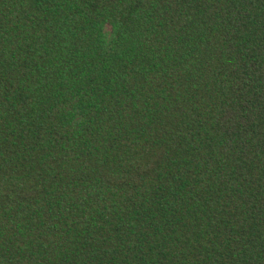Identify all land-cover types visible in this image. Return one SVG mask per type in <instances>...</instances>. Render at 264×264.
<instances>
[{
	"label": "trees",
	"instance_id": "obj_1",
	"mask_svg": "<svg viewBox=\"0 0 264 264\" xmlns=\"http://www.w3.org/2000/svg\"><path fill=\"white\" fill-rule=\"evenodd\" d=\"M0 264H264V0H0Z\"/></svg>",
	"mask_w": 264,
	"mask_h": 264
},
{
	"label": "rangeland",
	"instance_id": "obj_2",
	"mask_svg": "<svg viewBox=\"0 0 264 264\" xmlns=\"http://www.w3.org/2000/svg\"><path fill=\"white\" fill-rule=\"evenodd\" d=\"M110 31H111V26L109 23H104L102 28H101V33H102V40L103 42H107L110 36Z\"/></svg>",
	"mask_w": 264,
	"mask_h": 264
}]
</instances>
